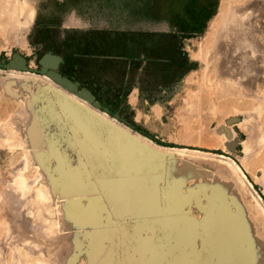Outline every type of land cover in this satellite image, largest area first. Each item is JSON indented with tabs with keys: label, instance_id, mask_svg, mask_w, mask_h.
<instances>
[{
	"label": "rangeland",
	"instance_id": "obj_1",
	"mask_svg": "<svg viewBox=\"0 0 264 264\" xmlns=\"http://www.w3.org/2000/svg\"><path fill=\"white\" fill-rule=\"evenodd\" d=\"M16 51L109 111L0 68V264H264V0H0Z\"/></svg>",
	"mask_w": 264,
	"mask_h": 264
},
{
	"label": "water",
	"instance_id": "obj_2",
	"mask_svg": "<svg viewBox=\"0 0 264 264\" xmlns=\"http://www.w3.org/2000/svg\"><path fill=\"white\" fill-rule=\"evenodd\" d=\"M63 58L59 54L52 52L44 53L39 59L40 68L35 69L28 65V60L20 52H14L11 59L8 62H0V68H9L23 71H35L49 76L56 83L70 92L78 95L89 103L93 104L97 108H102L105 111H109V108L103 106V104L97 99L96 94L89 88L82 86L79 81L73 80L68 76L63 75L59 70V66ZM116 118L124 121L128 126L135 128V126L127 119L122 117L118 112L114 113ZM143 132V130H142ZM238 139H232L226 142V146L231 151H236L238 146Z\"/></svg>",
	"mask_w": 264,
	"mask_h": 264
},
{
	"label": "bare ground",
	"instance_id": "obj_3",
	"mask_svg": "<svg viewBox=\"0 0 264 264\" xmlns=\"http://www.w3.org/2000/svg\"><path fill=\"white\" fill-rule=\"evenodd\" d=\"M230 3V2H229ZM229 6V5H228ZM236 7V6H235ZM228 8H230V7H228ZM239 9V8H238ZM234 10V9H233ZM235 10H236V8H235ZM239 11V10H238ZM241 11V10H240ZM228 13V12H227ZM19 14V13H18ZM216 16V15H215ZM235 16H236V14H235ZM225 18H226V16H224ZM228 17V16H227ZM223 18V17H222ZM223 20H224V18H223ZM222 20V21H223ZM218 23V19H217V22H216V19H215V21H213L212 23H211V25H210V30H212L215 26H216V24ZM223 24V23H222ZM228 24H230V21H229V23ZM233 24V23H232ZM220 26V25H219ZM231 26V25H230ZM223 27H225L224 25H223ZM229 27V26H228ZM233 28H235V27H233ZM223 31V30H222ZM220 32H221V30H220ZM223 33V32H222ZM218 36V35H217ZM221 36H222V34H221ZM226 36V35H225ZM216 38V37H215ZM218 38V37H217ZM221 42V41H220ZM246 45V44H245ZM221 49V48H220ZM233 51H234V49H232ZM254 50V49H253ZM233 51H231V52H233ZM239 52V51H238ZM235 54V53H234ZM238 54V53H237ZM240 54H241V52H240ZM242 54H243V52H242ZM241 54V55H242ZM200 55V54H199ZM236 55V54H235ZM243 56H244V54H243ZM242 56V57H243ZM237 57H239V56H237ZM256 57V56H255ZM255 57H254V59H255ZM247 58V57H246ZM228 59V58H227ZM241 60H242V58H241ZM249 60V59H248ZM233 61V60H232ZM247 61V60H246ZM244 62H245V60L243 61V64H244ZM227 63V62H226ZM231 63V62H230ZM239 63V62H238ZM238 63H236V64H234V65H238ZM227 65V64H226ZM234 65H232L233 67H234ZM247 65V64H246ZM224 66H225V64H224ZM231 66V65H230ZM241 67H243V65L241 66ZM229 68V67H228ZM227 68V69H228ZM244 68H246V67H244ZM238 69H239V67H238ZM238 69L236 70V71H238ZM234 70V72H235V69H233ZM240 70H242L243 71V69H240ZM245 71V70H244ZM247 71V70H246ZM229 72H230V69H229ZM239 72V71H238ZM209 80V79H208ZM131 100L133 101V102H135L136 101V93L134 92V93H132L131 94ZM233 155V154H232ZM231 155V156H232ZM222 156H224V155H222ZM228 158V157H227ZM230 158V157H229ZM233 160V159H232ZM234 163V162H233ZM236 163V162H235ZM236 165V164H235ZM236 167V166H235ZM238 167H240V166H238ZM237 167V168H238ZM240 170H241V168H239ZM241 172V171H240ZM244 175H245V173L244 172H242ZM233 174V173H232ZM230 192V191H229ZM240 197V196H239ZM241 199V198H240ZM242 200V199H241ZM242 202V201H241ZM246 208V207H245ZM245 208H244V210H245ZM251 208V207H250ZM256 213V212H255ZM246 216H248V215H246ZM257 216V215H256ZM252 217V216H251ZM249 219H251V218H249ZM257 219V218H256ZM259 219V218H258ZM257 219V220H258ZM257 222V221H256ZM252 226V225H251ZM214 227V226H213ZM224 234V233H223ZM225 235H226V233H225ZM256 236V235H255ZM29 261V264L30 263H32L30 260H28ZM24 263H26L25 261H24ZM24 263H22V264H24ZM26 264H28V263H26ZM32 264H36L35 262H33Z\"/></svg>",
	"mask_w": 264,
	"mask_h": 264
},
{
	"label": "crops",
	"instance_id": "obj_4",
	"mask_svg": "<svg viewBox=\"0 0 264 264\" xmlns=\"http://www.w3.org/2000/svg\"><path fill=\"white\" fill-rule=\"evenodd\" d=\"M108 62H110L111 60H112V58H111V56H107L106 58H105ZM105 79V78H104ZM135 89H137V87H132V92L134 93V91H135ZM130 102V101H129ZM131 103V102H130Z\"/></svg>",
	"mask_w": 264,
	"mask_h": 264
},
{
	"label": "flooded vegetation",
	"instance_id": "obj_5",
	"mask_svg": "<svg viewBox=\"0 0 264 264\" xmlns=\"http://www.w3.org/2000/svg\"><path fill=\"white\" fill-rule=\"evenodd\" d=\"M196 27V26H195Z\"/></svg>",
	"mask_w": 264,
	"mask_h": 264
}]
</instances>
